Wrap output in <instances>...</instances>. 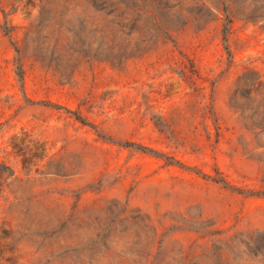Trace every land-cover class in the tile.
<instances>
[{"label": "rangeland", "instance_id": "1", "mask_svg": "<svg viewBox=\"0 0 264 264\" xmlns=\"http://www.w3.org/2000/svg\"><path fill=\"white\" fill-rule=\"evenodd\" d=\"M121 1L0 0V264H264V0Z\"/></svg>", "mask_w": 264, "mask_h": 264}, {"label": "trees", "instance_id": "2", "mask_svg": "<svg viewBox=\"0 0 264 264\" xmlns=\"http://www.w3.org/2000/svg\"><path fill=\"white\" fill-rule=\"evenodd\" d=\"M106 5H110L111 7H114L115 11H118L121 9V7L127 8V9H132L131 6L126 4L125 2L121 0H105ZM124 5V6H123ZM251 73H246L245 75L241 76L239 79V84H238V90L236 92V97L242 98V99H247L245 95H243L242 92H246L248 87L252 86L256 82H260V91H263L264 87L261 82V76H258V78H253L250 76ZM241 95V96H239ZM258 106H261L264 109V94L262 95V99L258 102ZM7 173V179L8 178H13L14 177V172L12 169L5 163L0 162V181L2 176ZM5 182H2V184H5Z\"/></svg>", "mask_w": 264, "mask_h": 264}]
</instances>
